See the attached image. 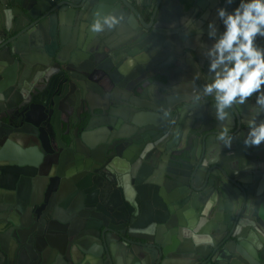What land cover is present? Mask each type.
I'll return each instance as SVG.
<instances>
[{
  "label": "water",
  "instance_id": "water-1",
  "mask_svg": "<svg viewBox=\"0 0 264 264\" xmlns=\"http://www.w3.org/2000/svg\"><path fill=\"white\" fill-rule=\"evenodd\" d=\"M238 5L0 0V264H264V144L243 143L264 111L220 121L203 94L208 25Z\"/></svg>",
  "mask_w": 264,
  "mask_h": 264
},
{
  "label": "clouds",
  "instance_id": "clouds-1",
  "mask_svg": "<svg viewBox=\"0 0 264 264\" xmlns=\"http://www.w3.org/2000/svg\"><path fill=\"white\" fill-rule=\"evenodd\" d=\"M233 0H228L232 4ZM217 18L224 26L217 39L218 28L210 22L209 38L215 42L207 51L209 71L214 73L213 81L206 84L203 94L214 95L216 115L220 121L228 118L226 109L243 105L256 96V105L264 111V48L257 45L258 38H264V0H239L232 12L227 8L217 9ZM122 18L108 15L96 19L91 31L97 34L105 27L109 30L120 24ZM196 99H199L197 97ZM249 131L243 143L246 147L264 144V122L255 119L248 122ZM219 139L231 147L232 137L223 127Z\"/></svg>",
  "mask_w": 264,
  "mask_h": 264
},
{
  "label": "crops",
  "instance_id": "crops-1",
  "mask_svg": "<svg viewBox=\"0 0 264 264\" xmlns=\"http://www.w3.org/2000/svg\"><path fill=\"white\" fill-rule=\"evenodd\" d=\"M67 39H68V37H67ZM88 46H89L88 49L92 51L95 48H100L101 44L92 43V44H90ZM103 49H105V48H103ZM93 101H103L104 102V100H101L99 97H95V100H93ZM100 103L101 102H99L98 104H100ZM63 137L68 141V136L65 133H63ZM63 149H66V148H63ZM38 154H39V156H41L43 154V152L41 150H39ZM68 154H70V153L68 152ZM46 179H47V173L42 172V171H40L36 175L31 176L30 178L28 177L27 183L26 182H22L20 193L21 194L23 193L24 196H27L26 197L27 200H28V198L33 200L34 198H36V196L38 197V196L41 195L40 192L42 191L43 186L45 185ZM23 201L24 200H22V202ZM26 210H25V212H26Z\"/></svg>",
  "mask_w": 264,
  "mask_h": 264
},
{
  "label": "flooded vegetation",
  "instance_id": "flooded-vegetation-1",
  "mask_svg": "<svg viewBox=\"0 0 264 264\" xmlns=\"http://www.w3.org/2000/svg\"><path fill=\"white\" fill-rule=\"evenodd\" d=\"M88 47H89V46H87V48H88ZM123 49H124V48H123L122 46H120V45H119V46L117 47V49H116V50H118V51L121 53L122 58H123V56H124V55H123V54H124V53H123ZM103 50H104L103 52H105V53L108 54V51H106L105 49H103ZM116 50H114V53H118V51H116ZM121 55H120V56H121ZM153 66H154V67H153ZM151 67H153L152 69H155V68H156V65L150 64V68H151ZM134 96H135V94H134ZM134 96H133V97H134ZM93 103H94V102H93ZM106 104H107V103H106ZM121 105H123V104H119L118 107H120ZM118 107H117V108H118Z\"/></svg>",
  "mask_w": 264,
  "mask_h": 264
}]
</instances>
